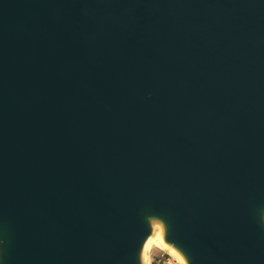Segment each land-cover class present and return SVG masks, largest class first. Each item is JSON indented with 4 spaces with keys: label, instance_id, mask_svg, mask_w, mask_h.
I'll list each match as a JSON object with an SVG mask.
<instances>
[{
    "label": "water",
    "instance_id": "1",
    "mask_svg": "<svg viewBox=\"0 0 264 264\" xmlns=\"http://www.w3.org/2000/svg\"><path fill=\"white\" fill-rule=\"evenodd\" d=\"M264 264V0H0V264Z\"/></svg>",
    "mask_w": 264,
    "mask_h": 264
},
{
    "label": "rangeland",
    "instance_id": "2",
    "mask_svg": "<svg viewBox=\"0 0 264 264\" xmlns=\"http://www.w3.org/2000/svg\"><path fill=\"white\" fill-rule=\"evenodd\" d=\"M145 250L144 264H153L154 260H156L157 264H182L179 259L174 256V254L172 255L169 249H163L154 244L150 246L148 250Z\"/></svg>",
    "mask_w": 264,
    "mask_h": 264
},
{
    "label": "bare ground",
    "instance_id": "3",
    "mask_svg": "<svg viewBox=\"0 0 264 264\" xmlns=\"http://www.w3.org/2000/svg\"><path fill=\"white\" fill-rule=\"evenodd\" d=\"M157 245V246H159V247H161V248H165V249H169L170 250V252L172 253V255L174 254V256L176 257V258H178L179 259V261L182 263V264H186V262H185V260H184V258L182 257V255L175 249V248H173V247H170L165 241H164V239H163V232L162 231H160V232H158V233H156V234H154L152 237H150L148 240H147V242H146V244H145V249H149V247L150 246H152V245ZM152 248V247H151Z\"/></svg>",
    "mask_w": 264,
    "mask_h": 264
},
{
    "label": "trees",
    "instance_id": "4",
    "mask_svg": "<svg viewBox=\"0 0 264 264\" xmlns=\"http://www.w3.org/2000/svg\"><path fill=\"white\" fill-rule=\"evenodd\" d=\"M153 264H157L156 260L153 261Z\"/></svg>",
    "mask_w": 264,
    "mask_h": 264
}]
</instances>
